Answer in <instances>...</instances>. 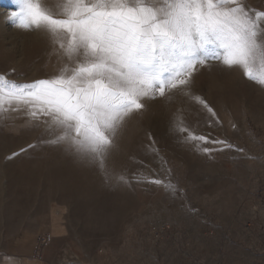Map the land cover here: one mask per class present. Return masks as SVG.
Here are the masks:
<instances>
[{"label":"rangeland","instance_id":"obj_1","mask_svg":"<svg viewBox=\"0 0 264 264\" xmlns=\"http://www.w3.org/2000/svg\"><path fill=\"white\" fill-rule=\"evenodd\" d=\"M41 2L59 13L63 0ZM17 10L0 0V75L55 76L65 58L43 29L18 27ZM189 91L216 116L175 91L145 99L103 168L26 113L0 116V264H264V85L211 59ZM178 125L227 144L189 141Z\"/></svg>","mask_w":264,"mask_h":264},{"label":"snow or ice","instance_id":"obj_2","mask_svg":"<svg viewBox=\"0 0 264 264\" xmlns=\"http://www.w3.org/2000/svg\"><path fill=\"white\" fill-rule=\"evenodd\" d=\"M58 7L53 13L41 0H18L10 14L22 29H43L66 63L30 83L0 75V116L26 113L54 134L51 143L85 163L104 167L118 131L145 99L175 91L215 117L189 91L208 60L264 85V12L252 14L244 0H63ZM178 128L189 141L227 144Z\"/></svg>","mask_w":264,"mask_h":264},{"label":"built area","instance_id":"obj_3","mask_svg":"<svg viewBox=\"0 0 264 264\" xmlns=\"http://www.w3.org/2000/svg\"><path fill=\"white\" fill-rule=\"evenodd\" d=\"M51 240H52V237L51 236H49V235H42L38 239L39 246L40 245H46V244L50 243Z\"/></svg>","mask_w":264,"mask_h":264}]
</instances>
